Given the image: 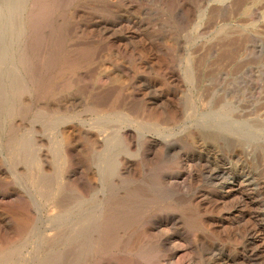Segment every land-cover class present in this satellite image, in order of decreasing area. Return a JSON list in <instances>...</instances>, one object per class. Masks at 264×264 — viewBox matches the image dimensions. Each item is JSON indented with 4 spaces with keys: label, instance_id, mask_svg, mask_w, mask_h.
<instances>
[{
    "label": "bare ground",
    "instance_id": "bare-ground-1",
    "mask_svg": "<svg viewBox=\"0 0 264 264\" xmlns=\"http://www.w3.org/2000/svg\"><path fill=\"white\" fill-rule=\"evenodd\" d=\"M261 30L264 0H0V264H264V181L199 141L261 136Z\"/></svg>",
    "mask_w": 264,
    "mask_h": 264
},
{
    "label": "rangeland",
    "instance_id": "rangeland-1",
    "mask_svg": "<svg viewBox=\"0 0 264 264\" xmlns=\"http://www.w3.org/2000/svg\"><path fill=\"white\" fill-rule=\"evenodd\" d=\"M257 42L258 65L256 69L248 68L242 93L244 100L250 105L253 101L255 88L257 89L261 136L255 141L245 140L244 143H236L233 138L218 139L210 134L211 132H206L199 135V141L205 149L223 159V169L227 168L232 174L244 169L250 179L264 181V30L259 32Z\"/></svg>",
    "mask_w": 264,
    "mask_h": 264
}]
</instances>
